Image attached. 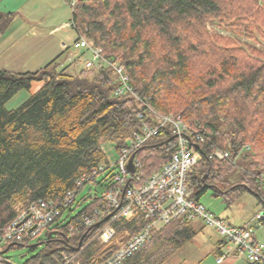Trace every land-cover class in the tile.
Segmentation results:
<instances>
[{
    "label": "trees",
    "instance_id": "obj_1",
    "mask_svg": "<svg viewBox=\"0 0 264 264\" xmlns=\"http://www.w3.org/2000/svg\"><path fill=\"white\" fill-rule=\"evenodd\" d=\"M71 9L75 34L101 49L103 59L123 65L138 99L129 93L114 97L118 80L109 66L93 69L91 78L56 71L61 54L36 72L0 70V230L30 204L59 203L91 183L102 191L109 188L110 175L96 182L91 174L107 162L103 144L110 142L118 153L140 127L138 114L148 109L179 115L205 137L206 144L199 145L202 157L189 172L191 199L201 204L211 191L230 207L250 194L264 213V52L240 43L241 38L254 41L264 25V0H78ZM13 16L0 11V34ZM212 23L231 35L210 32ZM33 82H42L41 88L7 110L5 104ZM210 145L226 151L228 159H207ZM174 151L167 129L149 140L136 154L143 178ZM84 176L89 181L78 186ZM82 201V210L66 222L61 217L72 209H61L38 234H45L44 240L28 246L34 254L24 264H65L63 257L78 253L69 264H100L113 252L114 241L83 248L102 222L84 226L82 215H92L103 198ZM190 223L178 218L153 232L123 264H163L195 236ZM142 225L138 217L113 227L123 241ZM256 226L264 228V218ZM35 236L16 237L0 247L8 260L2 264H14L5 253Z\"/></svg>",
    "mask_w": 264,
    "mask_h": 264
},
{
    "label": "built area",
    "instance_id": "obj_2",
    "mask_svg": "<svg viewBox=\"0 0 264 264\" xmlns=\"http://www.w3.org/2000/svg\"><path fill=\"white\" fill-rule=\"evenodd\" d=\"M77 3L78 0H70L72 8ZM66 26L71 28L73 23L69 22ZM74 48L89 54V58L82 62L84 71L99 69L101 66L113 69L118 80L116 97H122L127 93L136 97L128 84V77L122 64L103 59L101 49L94 47L79 35L74 40ZM138 119L140 127L127 137L117 153L115 162L112 165H108V162L103 163L91 171L92 176L96 178L108 169L114 168V172L110 174L112 185L102 191L103 202L100 207L95 209L92 215H82L83 223L87 227L95 222H102L98 233L88 240L83 248L93 242L107 245L114 241L115 249L101 264H123L150 240L153 232L161 230L173 220L199 219L221 235L238 256L244 257L250 263L264 264V244L255 239V228L252 223L238 228L231 227L223 220L215 218L202 204L187 195L189 172L202 157L199 145L206 144L205 137L188 128L179 115L159 114L148 109L145 113L141 112ZM166 129L175 139V151L167 162L144 179L140 173V164L134 158L132 163L134 171L131 173L127 167L130 157L136 155L149 140ZM210 149L209 153H205L209 160L229 157L226 151L213 145H210ZM89 179L84 176L79 185L88 182ZM75 196L74 190L68 192L59 203L40 201L21 209L16 219L5 229L0 230V247L16 237L38 235L59 216L62 208L71 205ZM138 217L143 221L138 232L123 241L116 238V230L113 227L115 222H130ZM262 218L264 213L259 212L252 221H259ZM126 235L127 232L124 237ZM77 255L63 257L64 263L77 261ZM223 258L218 257L217 263H221ZM7 262L8 260L0 255V264Z\"/></svg>",
    "mask_w": 264,
    "mask_h": 264
},
{
    "label": "rangeland",
    "instance_id": "obj_3",
    "mask_svg": "<svg viewBox=\"0 0 264 264\" xmlns=\"http://www.w3.org/2000/svg\"><path fill=\"white\" fill-rule=\"evenodd\" d=\"M0 11L13 12L14 15L6 31L0 34V70L16 73L36 72L62 53L58 61L60 66L56 71L72 76L83 74L90 78L95 74L96 70L83 71L82 62L89 58V54L84 50L74 48L77 35L72 28L66 26L70 22L72 13L69 0H0ZM224 27L223 29L217 27L215 23L207 24V29L212 33L231 35L224 30ZM255 37L254 41L241 38L240 43L253 45L264 52V25L258 29ZM62 44L69 48L65 51L61 48ZM41 86L42 82H33L28 90H20L12 97L5 104V108L7 110L16 109ZM102 148L108 165H112L117 158L114 145L105 142ZM113 172L114 168L108 169L96 177V182ZM101 191L94 183L86 185L77 195L71 207L72 212L69 214L65 211L61 220L66 222V219L76 216L86 204L82 199L87 196L100 195ZM192 194L193 189L191 188L187 195L191 197ZM200 202L209 213L216 218L223 219L229 226L233 225L231 227L250 223L260 211L255 198L250 194L243 195L230 207H226L220 197H214L211 191L203 195ZM190 222L196 230L195 236L163 264H213L215 261L216 244L225 239L202 220L195 219ZM256 223L257 221H252L254 227ZM254 237L264 244V228H256ZM44 238L45 234L41 233L30 238L23 247L11 249L5 254L14 264H24L34 254L28 246L36 245ZM39 249L40 246L36 251Z\"/></svg>",
    "mask_w": 264,
    "mask_h": 264
},
{
    "label": "crops",
    "instance_id": "obj_4",
    "mask_svg": "<svg viewBox=\"0 0 264 264\" xmlns=\"http://www.w3.org/2000/svg\"><path fill=\"white\" fill-rule=\"evenodd\" d=\"M61 48H63L66 51L69 47H66L65 44H62ZM221 220H223V219H221ZM250 223H252V221H250ZM246 224H248V223H245L244 225H246ZM231 226H233V225H231ZM234 227L238 228V227H242V226H234ZM258 227H261V226H256L255 229ZM215 253H216V255H215L216 257H215V261L213 262V264H249L248 261L244 257L238 256V254L235 252V250H233L225 240H223L221 242L220 241L217 242L216 247H215ZM220 256H223L224 258H223L221 263H217V258Z\"/></svg>",
    "mask_w": 264,
    "mask_h": 264
},
{
    "label": "bare ground",
    "instance_id": "obj_5",
    "mask_svg": "<svg viewBox=\"0 0 264 264\" xmlns=\"http://www.w3.org/2000/svg\"><path fill=\"white\" fill-rule=\"evenodd\" d=\"M116 88H117V87H116ZM113 95H114V97H116V96H115V95H116V89L114 90ZM124 95H125V94H124ZM124 95H123L122 97H124ZM133 97H135V96H133ZM118 98H119V97H118ZM135 98L138 99L137 96H136ZM139 114H140V113H139ZM139 114H138V115H139ZM137 117H138V116H137ZM139 121H140V120H139ZM132 131H135V130H132ZM132 131H131V132H132ZM131 132H130V133H131ZM130 133H129V135H130ZM129 135H128V136H129ZM126 139H127V138H126ZM126 139H125V140H126ZM125 140H124V142H125ZM123 144H124V143H123ZM122 146H123V145H122ZM131 157H133V159H132V163H133V160H134V158H136V155H132ZM131 157H130V158H131ZM129 160H130V159H129ZM128 163H129V161H128ZM80 181H81V180H80ZM80 181H78V183H77L78 186L82 185V184L79 185V182H80ZM73 191H74V190H73ZM75 191H76V190H75ZM70 192H71V191H70ZM79 193H80V192H77V191H76L75 199L73 200V202L71 203L70 206H68L67 208H64V209H68V208L70 209V208L73 206L74 202L76 201L77 195H78ZM19 211H20V210H19ZM60 211H61V210H60ZM11 222H12V221H11ZM84 226H85V225H84ZM244 226H245V225H244ZM242 227H243V226H242ZM254 228H255V227H254ZM99 230H100V229H99ZM99 230H98V231H99ZM98 231H97L93 236H91L90 239L93 238V237L98 233ZM90 239H89V240H90ZM101 263H102V262H101ZM101 263H100V264H101Z\"/></svg>",
    "mask_w": 264,
    "mask_h": 264
},
{
    "label": "water",
    "instance_id": "obj_6",
    "mask_svg": "<svg viewBox=\"0 0 264 264\" xmlns=\"http://www.w3.org/2000/svg\"><path fill=\"white\" fill-rule=\"evenodd\" d=\"M132 159H133V157L130 158L128 166H127L131 173H133V171H134V167H133V164H132ZM80 244H81V242H80ZM80 244H79V246H80Z\"/></svg>",
    "mask_w": 264,
    "mask_h": 264
}]
</instances>
